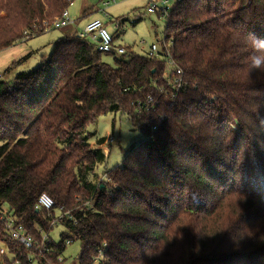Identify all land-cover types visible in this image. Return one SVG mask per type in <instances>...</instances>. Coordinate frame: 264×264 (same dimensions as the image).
Here are the masks:
<instances>
[{
  "label": "trees",
  "instance_id": "trees-1",
  "mask_svg": "<svg viewBox=\"0 0 264 264\" xmlns=\"http://www.w3.org/2000/svg\"><path fill=\"white\" fill-rule=\"evenodd\" d=\"M68 8L0 0V53ZM156 14L165 54L128 52L113 68L73 35L37 69L0 79V264H57L69 239L79 264H264V0H179ZM109 113L145 141L94 183L103 156L88 130ZM43 194L50 212L37 209ZM60 213L71 217L60 242L29 261L7 222L40 243Z\"/></svg>",
  "mask_w": 264,
  "mask_h": 264
},
{
  "label": "rangeland",
  "instance_id": "rangeland-1",
  "mask_svg": "<svg viewBox=\"0 0 264 264\" xmlns=\"http://www.w3.org/2000/svg\"><path fill=\"white\" fill-rule=\"evenodd\" d=\"M112 1L75 0L73 7L69 8V14L71 12L73 19L71 14L70 17L76 25H70L71 28L68 26V28L62 30H51L18 44L11 52L20 54L27 51L33 52V54L27 61H21L13 69L15 71L10 74L7 73L3 78L11 81L19 73L37 69L41 65L43 57L51 55L55 43L66 36L67 29L82 32L88 21L93 19L102 21L112 35L116 34L119 22L124 19L125 24L114 42L116 48L121 47L129 53L146 57L151 52V46L156 45L159 48V54L163 53L162 42L165 36L166 19H162L156 13L149 14L146 0H114L115 3H112ZM170 1L171 9L177 3V0ZM104 2H110L111 4L105 7ZM55 18L46 19L45 21L51 22ZM115 58L111 54L102 55V61L113 68H117ZM2 69L1 66L0 73L3 74L4 69ZM88 132L92 135L89 143L93 149L103 156V160L96 169L95 174L88 176L87 180L94 183H97L96 177L99 181L107 172L122 167L129 149L145 141L144 135L131 125L129 117L123 113H109L101 116L94 125L89 127ZM4 209L6 212L9 211L8 207ZM63 233H65V228L59 224L50 233L51 241L58 244ZM81 249L82 245L79 241L68 245L61 254V258L64 260L63 264H79ZM32 264H37V262Z\"/></svg>",
  "mask_w": 264,
  "mask_h": 264
},
{
  "label": "built area",
  "instance_id": "built-area-1",
  "mask_svg": "<svg viewBox=\"0 0 264 264\" xmlns=\"http://www.w3.org/2000/svg\"><path fill=\"white\" fill-rule=\"evenodd\" d=\"M148 2V13H157L162 12L165 14L167 10L170 9L171 1L170 0H146ZM179 2V0H177ZM67 3L69 5V8L73 6L75 3V0H67ZM112 3H115L113 0ZM111 3L110 2H104V6L107 7ZM69 8L66 10L61 16L55 18L51 22L44 21L42 26V34L48 33L51 30H62L70 25H72L74 22L72 21L70 15H69ZM120 28V22L118 24L117 29ZM32 33H26L25 34V40L23 42H26L30 39V37H34ZM83 40H88L94 44L97 45V49L99 52L106 54V55H114L115 57H120L128 54L127 50L124 48H116L114 46V37L111 33L108 32L105 25L100 20H93L90 22L84 30L78 35ZM164 54L169 48L168 46H165ZM159 55V48L156 45L151 46V52L148 55L151 57H157ZM167 55L169 57V65L173 68H175L174 62H172L170 53L167 52ZM171 72V71H170ZM168 72L166 74V78L168 80V84L176 91H178L183 84V74L179 70H173V72L170 74ZM3 74L0 73V79H3ZM148 109V108H147ZM149 110V109H148ZM105 181H109L107 176H103L102 178ZM55 207L54 201L46 194H43L37 204L38 210H44V211H52ZM60 217L57 220H54L52 225L58 226L61 224L65 218L71 219L69 213L61 214ZM7 232L10 236V238L19 244L22 248L30 252L29 261H33L35 254H38V257L41 259H45L46 254L48 252L47 245L50 242V238L47 234H43V238L40 243L36 242L34 238L29 235L25 228L22 225H16L13 220H9L6 225ZM74 242V240H68L66 242V246L71 245ZM1 254L5 255L6 251L4 249L1 250ZM100 258L96 259V263L99 262ZM64 260L59 257L57 259V264H63Z\"/></svg>",
  "mask_w": 264,
  "mask_h": 264
},
{
  "label": "crops",
  "instance_id": "crops-1",
  "mask_svg": "<svg viewBox=\"0 0 264 264\" xmlns=\"http://www.w3.org/2000/svg\"><path fill=\"white\" fill-rule=\"evenodd\" d=\"M73 7V6H72ZM70 14H71V12H70ZM69 14V15H70ZM87 16V15H86ZM71 17H72V14H71ZM72 19H73V17H72ZM93 20H97V19H93ZM93 20H90V21H88V23H87V25L90 23V22H92ZM73 25H76V23H75V21H74V23L72 24V26ZM123 26V25H122ZM122 26H120V30L122 29ZM106 27V26H105ZM66 28H68V27H66ZM66 28H64V29H66ZM69 28H71V26H69ZM117 31H119V30H117ZM116 31V32H117ZM115 32V33H116ZM120 32V31H119ZM81 33V31H77V30H72V29H67L66 30V36L65 37H63V38H60L59 40H61V39H64V38H66V37H69V36H73V35H79ZM115 35V34H114ZM117 36H118V34L117 35H115V38H114V42H115V39L117 38ZM21 44V43H20ZM18 46V45H17ZM17 46H15V47H13V48H16ZM13 48H10V49H8V50H6V51H4V52H2V53H0V62H1V66L3 67V75L4 76H6V74H5V72L7 71V70H9V68L10 67H12L14 64H17L18 62H20V61H22L24 58H26L28 55H30V54H33V52H27V51H25V52H23V53H20V54H15V53H13V52H11L12 50H13ZM0 66V67H1ZM16 67V66H15ZM14 67V68H15ZM13 68V69H14ZM11 70V71H9L8 73L10 74L12 71H15V70ZM6 78V77H5ZM106 175V174H105Z\"/></svg>",
  "mask_w": 264,
  "mask_h": 264
}]
</instances>
